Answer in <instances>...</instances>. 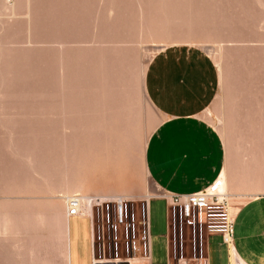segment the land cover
Here are the masks:
<instances>
[{
	"label": "rangeland",
	"instance_id": "rangeland-1",
	"mask_svg": "<svg viewBox=\"0 0 264 264\" xmlns=\"http://www.w3.org/2000/svg\"><path fill=\"white\" fill-rule=\"evenodd\" d=\"M174 48L216 71L201 115L226 193L264 194V0H0V264H67L59 221L78 186L157 195L143 156L162 117L145 81ZM164 257L155 247L152 264Z\"/></svg>",
	"mask_w": 264,
	"mask_h": 264
},
{
	"label": "crops",
	"instance_id": "crops-1",
	"mask_svg": "<svg viewBox=\"0 0 264 264\" xmlns=\"http://www.w3.org/2000/svg\"><path fill=\"white\" fill-rule=\"evenodd\" d=\"M217 80L212 63L191 51L174 48L155 57L148 67L145 92L162 121L146 144L143 163L157 195L129 193L128 182L120 186L122 193H105L115 190L92 186L89 193L81 194L122 195L135 201L150 197L151 264L155 247L165 251V257L159 261L168 263L165 196L201 191L221 173L225 180L222 140L201 115L215 96ZM225 186L227 191L226 182ZM232 194L230 191L229 195ZM154 203L162 205V214H153ZM231 206L235 214L233 243L228 247L220 236L209 237L207 264H264V194L241 204L231 201ZM67 254L68 264H93L86 218H67Z\"/></svg>",
	"mask_w": 264,
	"mask_h": 264
},
{
	"label": "built area",
	"instance_id": "built-area-1",
	"mask_svg": "<svg viewBox=\"0 0 264 264\" xmlns=\"http://www.w3.org/2000/svg\"><path fill=\"white\" fill-rule=\"evenodd\" d=\"M218 179L193 194L165 196L167 264H207L208 238L214 235L232 245L235 214ZM149 201L122 195L66 199L68 217L88 220L93 264H151Z\"/></svg>",
	"mask_w": 264,
	"mask_h": 264
},
{
	"label": "bare ground",
	"instance_id": "bare-ground-1",
	"mask_svg": "<svg viewBox=\"0 0 264 264\" xmlns=\"http://www.w3.org/2000/svg\"><path fill=\"white\" fill-rule=\"evenodd\" d=\"M218 181H219V187H220V191L222 192V193H225V194H227L226 193V186H225V180H224V175H223V173H221L220 174V176H219V179H218ZM89 191H91V190H87L86 188H81L80 186H78L77 188H76V190L74 191V193H72V194H74V195H77L78 193H80V192H86V193H89ZM79 195V194H78ZM228 196H229V199L231 200V201H235V200H238L241 196H239V195H229V194H227ZM69 196V195H68ZM68 196H66V197H64V202H65V210H66V217L61 221H59V231H60V234L64 237V239H66V244H67V218H68V216H67V208H66V199L67 198H69ZM71 196H73V195H71ZM70 196V197H71ZM84 196H86V195H84ZM63 199V198H62ZM57 216V215H56ZM55 217V216H54ZM15 218V217H14ZM39 218V217H38ZM29 219V218H28ZM60 219V218H59ZM54 221V220H53ZM14 222V221H13ZM54 224H57V223H54ZM13 225V224H12ZM19 226V225H18ZM56 227H58V226H56ZM9 230H15L16 231V228L15 229H12V227H11V223H7L6 222V224H5V227H4V231H9ZM11 232V231H10ZM9 232V233H10ZM58 232V231H57ZM7 232H5V234H6ZM11 234V233H10ZM12 234H14V233H12ZM19 235V234H18ZM16 237V236H15ZM19 237V236H18ZM62 238V237H61ZM32 241V240H31ZM34 243V242H33ZM66 249H67V246H66ZM31 255V254H30ZM66 261H67V264H68V254H67V251H66ZM236 263V262H235ZM129 264H138V261L137 260H134V261H130V263ZM234 264V263H233Z\"/></svg>",
	"mask_w": 264,
	"mask_h": 264
}]
</instances>
